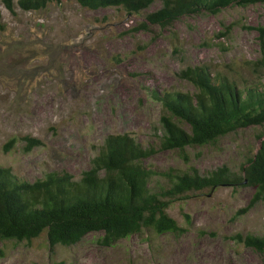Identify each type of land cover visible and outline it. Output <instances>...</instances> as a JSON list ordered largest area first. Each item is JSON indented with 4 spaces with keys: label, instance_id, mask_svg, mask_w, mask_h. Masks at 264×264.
<instances>
[{
    "label": "rangeland",
    "instance_id": "1",
    "mask_svg": "<svg viewBox=\"0 0 264 264\" xmlns=\"http://www.w3.org/2000/svg\"><path fill=\"white\" fill-rule=\"evenodd\" d=\"M160 6L156 0L129 14L50 0L41 10L24 11L13 0L9 11L0 0V167L30 181L62 170L77 180L108 134L128 133L154 149L145 160L152 167L239 171L257 151L264 126L187 147L185 158L160 148L163 111L151 91L192 94L177 72L194 64L219 71L232 64L251 80L244 66L261 54L255 27L264 25V3L183 16L167 27L146 21ZM27 135L42 145L24 153L18 140L2 150L11 138ZM253 194L247 186H220L171 203L168 214L186 228L179 236L145 231L103 246L91 234L53 250L45 234L31 242L3 241L0 264H264V252L232 237L264 233V201L248 208Z\"/></svg>",
    "mask_w": 264,
    "mask_h": 264
},
{
    "label": "trees",
    "instance_id": "2",
    "mask_svg": "<svg viewBox=\"0 0 264 264\" xmlns=\"http://www.w3.org/2000/svg\"><path fill=\"white\" fill-rule=\"evenodd\" d=\"M13 11V0H1ZM50 0H17L20 9L38 11ZM90 10L117 7L129 14L149 8L156 0H76ZM161 6L146 14L149 24L170 26L183 16L217 14L238 5L264 0H160ZM143 29L147 24H140ZM261 54L247 60L244 69L254 76L248 80L228 64L219 71L208 65H187L177 76L193 87L192 94L152 90L160 102L163 136L160 148L176 150L186 158L187 147H207L238 130L264 126V25L255 27ZM224 33L220 32L219 34ZM222 50L226 48L221 45ZM239 81H241L239 83ZM24 153L42 145L31 136L11 138L3 144L8 152L17 141ZM154 149L145 148L128 133L108 134L79 179L66 171H50L33 181L0 167V242H31L46 235L50 250L70 247L88 235L110 246L145 231L156 235H182L186 228L168 214L171 203L190 193L220 186L254 189L248 206L264 201V138L255 154L234 171L222 165L206 174L191 167L161 169L145 164ZM241 211V210H240ZM237 242L264 252V233L235 234ZM52 264H67L64 260Z\"/></svg>",
    "mask_w": 264,
    "mask_h": 264
}]
</instances>
